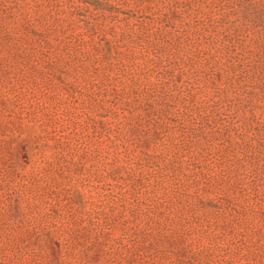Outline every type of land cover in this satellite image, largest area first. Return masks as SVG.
I'll return each instance as SVG.
<instances>
[{
  "label": "rangeland",
  "instance_id": "1",
  "mask_svg": "<svg viewBox=\"0 0 264 264\" xmlns=\"http://www.w3.org/2000/svg\"><path fill=\"white\" fill-rule=\"evenodd\" d=\"M0 264H264V0H0Z\"/></svg>",
  "mask_w": 264,
  "mask_h": 264
}]
</instances>
